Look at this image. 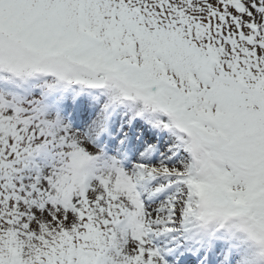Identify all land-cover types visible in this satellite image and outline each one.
<instances>
[{"label": "snow or ice", "instance_id": "snow-or-ice-1", "mask_svg": "<svg viewBox=\"0 0 264 264\" xmlns=\"http://www.w3.org/2000/svg\"><path fill=\"white\" fill-rule=\"evenodd\" d=\"M0 264H264V0H0Z\"/></svg>", "mask_w": 264, "mask_h": 264}]
</instances>
